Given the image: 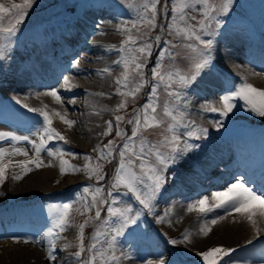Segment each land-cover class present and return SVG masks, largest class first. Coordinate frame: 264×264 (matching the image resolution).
Segmentation results:
<instances>
[{
    "label": "snow or ice",
    "instance_id": "obj_1",
    "mask_svg": "<svg viewBox=\"0 0 264 264\" xmlns=\"http://www.w3.org/2000/svg\"><path fill=\"white\" fill-rule=\"evenodd\" d=\"M35 0H22V3H15L13 0L0 2V59H3V54L8 45L15 37L18 26L23 23L27 10L31 9ZM162 0H132L128 7L135 12V18L131 19L124 26L118 29L125 39L121 42L119 52L124 55L117 61L116 64L123 66L121 77L115 83L118 85L116 92L122 99L117 106L116 111L127 106V97L136 98L137 94L148 83L144 77V68L147 66L148 58L152 55L154 44L144 40L142 44L137 45L138 40L147 37L149 33L161 27L158 25V16L163 14L167 16L169 10L171 17L167 24V31L175 38L192 41L183 45L186 50L185 58L188 60V68L182 71L178 68H165L163 60L165 55L175 60V54L168 52L167 49L160 53V59L156 62L155 67L151 68V78L157 83L151 87V95L148 97V103L144 104L141 110L134 115V120H129L128 123H134L132 136L128 142L123 145L116 146L114 141H109L103 149H96L99 156L98 160H107L111 162L114 158V153L119 155V162L114 169L110 183V190L105 194L102 187L94 189L85 187L83 193L90 195V200L80 197L83 201L81 209H77L80 215L84 216L94 209V216L88 218L79 225L78 235L76 237L75 247L77 250L73 253L78 264H120L121 257L116 254L117 240L122 236L126 229L137 225L142 212L140 209H134L131 204H125L117 200L113 196V191L119 192L124 190L125 195H131L132 198L147 210L149 214L153 213L155 202L160 195L161 190L168 181V169L180 162L182 157L192 149L193 145L186 140L182 141L181 135L187 136L188 139L207 138V128L196 126L194 123L185 122V113L179 107H173L165 104L163 107L162 116L157 113L158 104V87L164 86V90L172 101L179 105L184 100V95L177 89H187L200 76L205 68H208L212 63L213 39H203V37H213L216 35L217 29L220 27L218 16L227 15L233 0H163L162 7L158 12V5H161ZM199 14V19L197 15ZM8 18L5 24V18ZM196 21V23H191ZM130 24V27L127 26ZM133 29L137 35H133ZM144 29V31H141ZM160 36H156V43L160 42ZM170 47L177 45L167 42ZM135 46V47H134ZM137 53L139 55H137ZM78 64V62H77ZM104 71H109L105 69ZM138 77L134 86L129 88L133 80ZM174 85L176 87H174ZM62 87L70 90L74 85L70 84L68 77L64 78ZM44 95L52 97L57 103H62V98L58 95L57 90L44 93ZM243 100L248 110L257 116L264 117V90L257 89L251 84L241 83L229 94L220 97L222 107L206 108L205 111L218 112L219 115L227 117L235 108V101ZM19 103V101H17ZM187 103L183 104L187 108ZM27 108V105H24ZM47 107V106H45ZM29 112L39 111L43 116L44 126L38 130L37 140H31L27 136H15L11 133L0 132V140H11L13 142L27 141L32 145L34 152L33 156L21 148L13 146L11 149L0 147V186H3L6 180L8 169L18 168L19 172H13L12 179L20 181L29 172L33 171V167H51V164H45L40 158L41 153L47 150L48 142L53 139H59L67 143L68 141L56 132L52 127V118L49 113L43 109L37 110L27 108ZM142 113V115H141ZM52 115L59 117L61 122L71 128L74 121L65 118L60 112H53ZM167 118V119H165ZM116 120V136L124 139V133L119 128V124L124 120V117L117 115ZM217 129L220 123L215 125ZM113 124L108 122V127L105 135H109L112 131ZM150 128H162V139L156 143H150L146 138H141L139 145L136 144V138L140 136L142 130ZM179 128L189 129L183 134L178 133ZM42 133V134H41ZM183 145V146H181ZM47 155L56 157L59 160V170L61 175H66L71 169L72 173L84 171L89 179H95L97 184L104 180L103 165L100 163L86 164L84 169L74 168L68 164V161L63 159L66 155L72 153L64 152L61 149L47 150ZM24 156L25 160L13 161L6 157ZM85 161H91V157L85 156ZM139 162V163H137ZM212 199L215 200V209H224L231 215L233 212L238 213L241 217L247 220L252 226L257 235H260L261 228L258 225L257 217L264 218V192L257 193L241 179H236L234 182L225 186L222 191L212 192ZM208 197L205 196L199 199L196 204L189 206V211H198L207 213L213 211V207L207 204ZM107 217L101 221V213L105 210ZM55 207L53 213V227L49 229L47 235L49 237V260L56 259L54 252L56 250V240L61 237V234L67 228L74 226L71 223V211L73 205L65 203ZM224 219V216H219L210 221L211 224H216L217 220ZM164 217H160L157 222L162 223ZM92 221H101L97 231L92 237V242L86 247L84 244L85 227ZM207 224V222H206ZM109 226L111 230L109 231ZM211 229L206 225L200 228V232L207 235ZM191 234L186 233L184 240H187ZM105 236L107 239V248L103 251L98 249L99 237ZM28 243L27 240L24 241ZM171 244L181 243L180 240H171ZM70 245H65V248ZM232 249L213 247L207 251L197 253L200 256L202 264H221L225 257L230 256ZM87 253V255H85Z\"/></svg>",
    "mask_w": 264,
    "mask_h": 264
},
{
    "label": "bare ground",
    "instance_id": "obj_2",
    "mask_svg": "<svg viewBox=\"0 0 264 264\" xmlns=\"http://www.w3.org/2000/svg\"><path fill=\"white\" fill-rule=\"evenodd\" d=\"M90 11L95 16L98 13H103L106 19L112 23L110 26L102 24L101 27H97L98 21L96 19L92 21L89 17H83L82 21L79 22L89 28L91 38L88 40L85 36L81 35L80 41L82 42V46L76 52H79L82 48H86L90 55L81 52L83 51L82 49L73 58L75 64L65 74L60 76L53 75V71L47 65H44L42 59H39L37 69L42 77L32 78L30 74L26 73L23 77L25 80L22 83V88H20L21 92H19L21 100L26 104L46 109L51 115L53 112H60L62 115H65L66 119L74 121L73 126L69 128L61 122L59 117L52 115L53 124L64 132L71 142L79 141V138H85L86 140L93 139L97 126H92L91 122L86 121V119L90 118L91 120L92 117V121L98 122L101 115L106 113L107 109L113 106L115 101V98L108 95L107 92L110 91L109 79L117 73V70L110 67L112 57L108 53L110 50L108 44L115 39L112 29L116 27V18L112 12L102 7ZM52 40L54 42L56 38H52ZM223 44H219L220 49L215 53L223 65L219 62L217 64L219 67H214L213 71L205 68L198 77V80L195 81L193 89H191L192 93L186 99L188 114L185 116L188 118L192 117L198 125L208 129H212L215 126L216 118L213 115L218 112L205 111V109L222 107L220 97L229 94L226 81L229 79V74L232 70L235 73L247 75L250 78L262 79V77H256V72L261 70V67L237 55V51L247 52V50L243 49L242 44H237L236 42ZM83 45L85 46L83 47ZM63 48V44L52 46L51 48L44 49L43 54L47 59H50L47 53H58L61 50L63 51ZM253 54L258 57L262 56V59H264V56L259 52H253ZM232 63H234V66H232ZM241 64L245 65L246 69L245 67H240ZM105 69H109V71H104ZM213 72H215L214 76ZM65 77H68L70 84L74 85L70 90L62 87ZM44 78L47 80H43ZM257 83L260 86H264V80H259ZM52 90H57L58 95L62 98V103H57L52 97L44 95V93ZM92 90H96L97 92H92ZM242 114V109L235 106L228 116L237 118L241 117ZM79 146L82 149L75 146L78 153L85 149L83 146ZM54 160L53 169H44L41 173L29 175L23 180L13 182L10 187L7 186L5 189H2L0 204H5V201L11 197L15 198L13 200L24 199L39 192L59 190L60 188H53L50 185V182L54 178H56V183L62 182L58 160ZM231 160H237V151L223 148L222 145H220V149L212 148L208 153L192 148L182 157V161L168 169L167 174L169 178L167 185L164 191L157 197L155 212L160 218L164 217V209H170L169 215L167 219L164 218L163 223L169 230H175L171 236L178 237L181 242L185 241V244H189L192 250L200 248L201 244L214 243L215 241L218 244H228L235 247L238 244L241 245L253 241L255 238L261 236L262 232L264 236V218L257 217L258 225L261 228L260 235H257L247 220L238 213L233 212L231 215H228L224 209H215L214 205L216 202L212 199V196H207V204L209 207H213V211L200 213L188 210L190 205L196 204L199 200L198 195L206 192L202 190L199 194L195 195L190 193L191 190L199 187L201 183L204 184L207 179L213 176L214 171L210 170L214 165L221 161L227 163ZM232 168L235 169V167ZM228 179L224 178V176L218 177L213 182L212 188L221 185V183L226 182ZM249 182L253 181L250 179ZM71 183L69 180V184ZM66 184V186L69 185L68 183ZM256 187L264 191L261 184H258ZM219 216H224V219L217 220V223L214 225L210 223L212 219H216ZM4 222V218L0 217V231L5 224ZM10 224L8 222L6 226ZM205 225L211 229L207 235L200 232V228ZM186 233H190L191 235L187 240H184ZM60 246L59 243L55 245V247H58L57 249ZM43 249L45 250L46 248L44 247ZM155 254L152 252L151 258L155 257ZM41 257V251L32 245H24L11 240L0 242V264H9L10 260H17L19 263L26 262L30 258H34L36 264H43V262L44 264L57 263V261L47 263L48 260L45 257ZM61 263L63 264V261ZM254 263H256V260Z\"/></svg>",
    "mask_w": 264,
    "mask_h": 264
},
{
    "label": "rangeland",
    "instance_id": "obj_3",
    "mask_svg": "<svg viewBox=\"0 0 264 264\" xmlns=\"http://www.w3.org/2000/svg\"><path fill=\"white\" fill-rule=\"evenodd\" d=\"M21 0H13V2H15V3H19ZM49 0H35V3H34V7H36V6H40V5H43V4H45L46 2H48ZM67 1H62V3L61 4H65ZM230 10H231V8H230ZM193 14H195V15H197V18H198V16H199V14L198 13H193ZM40 17H43V16H40ZM137 55H139L138 53H137ZM145 69V68H144ZM119 74L121 75L122 74V72H123V68H121V69H119ZM110 86V85H109ZM115 98L117 99V101H119L122 97L121 96H115ZM120 98V99H119ZM21 101V103H23L24 105H27V106H31V105H28V104H26L24 101H22V100H20ZM186 115V114H185ZM212 119H214V118H212ZM86 121H88V122H91V125L93 126V125H96V123L94 122V121H92V117H91V120H90V118H87L86 119ZM214 129H217V127L215 126L214 127ZM213 129V130H214ZM60 130V129H59ZM92 130H93V128H92ZM59 133H60V135H62L68 142H71L69 139H68V137L65 135V133L64 132H62L61 130L60 131H58ZM94 138L93 139H89V140H86L85 138H79V141L77 140V141H73V142H71V144H73L74 146H77V147H79V148H81L82 149V147H80L79 145H81V146H83L85 149L87 148V149H90L91 150V148H94V147H96L97 146V141H96V139H97V136L95 135V136H93ZM103 138V137H102ZM90 146V147H89ZM83 148V149H84ZM24 150H26L28 153H29V156H33V154H31L30 152V150L28 149V148H24ZM17 157V158H16ZM12 159V160H16V161H22V160H25L26 159V157H24V156H14V157H6V159ZM15 158V159H14ZM43 161L44 160H46V159H53V158H50V157H43L42 155H41V157H40ZM65 158V160L66 159H75V160H79V158H77V157H72L71 155H66V156H64L63 157V159ZM77 158V159H76ZM45 164H51L52 166L51 167H40V168H38V169H36V168H34L33 167V171H31V172H29L26 176H24V178H26V177H28L29 175H34V174H38L39 172L41 173V171H44V169H53L54 167V161H51L50 163H47V162H44ZM87 164H89V163H87ZM58 167H59V165H58ZM20 171V169H18L16 172H19ZM60 171V170H59ZM12 174L13 173H11L10 175H9V179L8 178H6V180H5V183L3 184V186H0V192H2L3 190L2 189H5L7 186H11L12 185V183L13 182H15V180H13L12 179ZM62 177H60L62 180V182L61 183H58L59 185H60V187L59 186H57V185H54V184H56V178H54V180L53 181H51L50 182V185L53 187V188H61V187H63V186H65L66 185V183H69V180H70V182H74V181H76L77 179H79V174L77 175V174H73V173H70L69 171H68V173L66 174V175H61ZM57 177V176H56ZM67 177V178H66ZM23 178V179H24ZM66 178V179H65ZM22 179V180H23ZM68 181V182H67ZM28 198V197H27ZM9 199V198H8ZM79 213V212H78ZM229 220H232V219H229ZM250 225V224H249ZM252 227V226H251ZM172 231V230H171ZM77 234H78V229L77 228H70L69 229V232H68V235L69 236H77ZM261 234H263V232L261 233ZM59 242L64 246V244H66L65 242H64V239L63 238H60L59 239ZM217 242H219V241H217ZM182 243V245H184V247L185 248H187V249H189L192 253H194L195 254V256L196 257H198V258H200V256H198L197 255V253H201V252H204V251H207V250H209V249H211V248H213V247H217V248H226V249H230L231 247H233V246H229L228 244H218V243H216V241L214 242V243H206V244H201V247L200 248H194L193 250L190 248V246H189V244H185V241H183V242H181ZM221 243V242H220ZM204 245V246H203ZM205 245H207L206 247H205ZM208 245H209V247H208ZM228 245V246H227ZM238 245H240V244H238ZM238 245H236V246H238ZM224 246V247H223ZM205 247V248H204ZM72 252H73V250H72ZM69 255V252H67V256ZM42 256V255H41ZM41 258H43V256L41 257ZM29 260V261H28ZM28 260H26V262H21V263H19L17 260H11V261H9L8 263L9 264H36V260H34V258H30V259H28ZM14 262V263H13ZM17 262V263H16ZM34 262V263H33ZM39 264H41V263H39ZM43 264H44V262H43Z\"/></svg>",
    "mask_w": 264,
    "mask_h": 264
}]
</instances>
